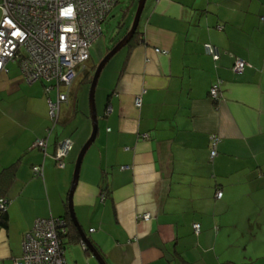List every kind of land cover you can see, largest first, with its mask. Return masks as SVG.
<instances>
[{"label": "crops", "instance_id": "crops-1", "mask_svg": "<svg viewBox=\"0 0 264 264\" xmlns=\"http://www.w3.org/2000/svg\"><path fill=\"white\" fill-rule=\"evenodd\" d=\"M262 16L264 0H147L138 43L123 49L117 79L100 95L95 141L72 195L77 222L106 264H264ZM207 44L218 49L217 60L205 53ZM238 60L247 63L241 74L233 71ZM5 69L0 196L11 203L0 264H14L37 219L68 211L75 160L88 136L73 135L78 105L85 111L75 83L54 127L49 101H57L56 91L25 81L16 63ZM216 82L217 104L209 97ZM50 129L45 156L35 144ZM212 135L221 139L214 160ZM65 139L73 146L60 168L53 155ZM36 166L43 177H34ZM147 213L149 222L138 219ZM83 251L94 258L87 264H99Z\"/></svg>", "mask_w": 264, "mask_h": 264}, {"label": "built area", "instance_id": "built-area-1", "mask_svg": "<svg viewBox=\"0 0 264 264\" xmlns=\"http://www.w3.org/2000/svg\"><path fill=\"white\" fill-rule=\"evenodd\" d=\"M120 0H3L0 22V73L6 72L9 62L17 63L22 77L28 83L51 84L46 93L56 91L57 101H49L50 119L54 126L60 119L61 106L68 102L78 70L84 71L90 61V48L102 35V24ZM264 23V17L261 18ZM205 53L214 60L219 51L212 45L204 46ZM160 53V50H156ZM166 54V52H163ZM246 62L238 60L233 68L243 73ZM220 82L209 91L211 100H220ZM142 96L135 99V107H142ZM112 111L107 108V114ZM50 134V130L48 131ZM221 139L210 138L211 160L217 157ZM36 147L47 156V139L36 142ZM70 139L62 141L53 155L60 168L72 150ZM127 167H123L125 169ZM37 177H43V167H33ZM222 198V192L217 193ZM8 199L0 200V213L6 210ZM138 219L149 222L150 214H140ZM94 230H91L93 232ZM196 235L201 232L199 224L193 225ZM65 221L57 218L37 219L30 232L24 236L23 258L15 264H66L60 247V235L65 234ZM84 250L87 245L82 242Z\"/></svg>", "mask_w": 264, "mask_h": 264}, {"label": "rangeland", "instance_id": "rangeland-1", "mask_svg": "<svg viewBox=\"0 0 264 264\" xmlns=\"http://www.w3.org/2000/svg\"><path fill=\"white\" fill-rule=\"evenodd\" d=\"M132 1H134L135 4L132 5L131 4ZM138 3L139 0L120 1V3L113 9V11L108 15L105 22L102 24V35L95 43H93L92 47L90 48L91 59L90 62L86 65V69L84 70V72L83 71L80 72L78 70V78L76 79L75 84L73 86L74 96L77 94V99H79V102L81 100L83 101L85 106V111L80 110L78 105V112L75 115L74 121L75 120L80 121V127L79 130L74 131L73 135L77 134L76 132H78L79 134L81 133L86 134V136H88L86 143L90 139L93 131V121L91 118L90 102H89L90 86L85 84L81 86L80 84L84 79V76H86L87 73L89 72L90 66L99 65L101 61L106 57L108 52L115 46L118 40L124 35L127 28L133 24ZM122 24L123 26L122 28H120V25ZM122 51H120L108 63V65L101 73L95 93L96 107L99 104L100 95H102L104 88L110 85L114 79H117V71L119 67H121V59H123L124 57V52ZM70 110L71 109L67 111L68 114ZM77 160H78V156L75 160V163ZM65 256L70 263H74L76 261L78 262V264H87L88 259L89 260L94 259L92 257L88 258L85 256L84 251L80 244H70L69 246H67L65 251ZM92 262H95V260H93Z\"/></svg>", "mask_w": 264, "mask_h": 264}, {"label": "water", "instance_id": "water-1", "mask_svg": "<svg viewBox=\"0 0 264 264\" xmlns=\"http://www.w3.org/2000/svg\"><path fill=\"white\" fill-rule=\"evenodd\" d=\"M147 0H139L138 3V7H137V11L134 17V21L132 24V27L130 29V31L127 33V35L106 55V57L101 61V63L98 65L93 79H92V83L90 85V90H89V102H90V111H91V118L93 121V134L91 136V138L89 139V141L85 144V146L83 147L78 160L76 162V167H75V173H74V178H73V185H72V189L70 191V195H69V212H70V216L71 219L74 223V225L76 226V228L79 231V234L81 236V238L85 241L88 249L90 250V252L93 254V256L96 258V260L99 262V264H106L105 261L102 259V257L99 255V253L94 249V247L91 245V243L89 242V240L87 239L86 235L84 234V232L82 231L79 223L77 222L74 210H73V206H72V195L75 191L76 188V184L78 182V178H79V172H80V167H81V163L82 160L86 154V152L88 151V149L91 147V145L93 144V142L95 141V137H96V133H97V129H98V125H97V115H96V106H95V93H96V88L98 85V81L99 78L101 76V73L103 72V70L105 69V67L108 65V63L120 52L122 51L131 41V39L134 37L138 27H139V23L143 14V11L145 9V5H146Z\"/></svg>", "mask_w": 264, "mask_h": 264}, {"label": "trees", "instance_id": "trees-1", "mask_svg": "<svg viewBox=\"0 0 264 264\" xmlns=\"http://www.w3.org/2000/svg\"><path fill=\"white\" fill-rule=\"evenodd\" d=\"M121 1V0H120ZM120 1H119V3H120ZM118 3V4H119ZM117 4V5H118ZM131 4L133 5V4H135V2L134 1H132L131 2ZM116 5V6H117ZM137 5V4H136ZM115 6V7H116ZM129 9V8H128ZM128 9H127V11H128ZM113 11V10H112ZM111 11V12H112ZM126 11V12H127ZM108 17V16H107ZM262 17H264V16H262ZM261 17V18H262ZM261 18H260V20H261ZM107 19V18H106ZM105 22V21H104ZM262 22V21H261ZM263 23V22H262ZM264 24V23H263ZM122 26H123V24L122 25H120V28H122ZM131 27H132V25H130L128 28H127V30H126V32L124 33V35L118 40V42L115 44V46L127 35V33L130 31V29H131ZM139 35H140V32H139V28L137 29V31H136V33H135V35H134V37L131 39V41L129 42V44L126 46V47H130V46H132V45H134V44H137L138 43V37H139ZM137 40V41H136ZM207 45H209V44H207ZM114 46V47H115ZM113 47V48H114ZM112 48V49H113ZM111 49V50H112ZM110 50V51H111ZM109 51V52H110ZM108 52V53H109ZM90 62V61H89ZM88 62V63H89ZM17 64V63H16ZM19 67V66H18ZM97 67H98V65H92V66H90V70H89V72L87 73V75L86 76H84V79L82 80V82H81V86L83 85V84H85V85H91V83H92V79H93V76H94V73H95V71H96V69H97ZM246 67H247V63H246ZM246 67H245V69H246ZM20 69V68H19ZM245 71V70H244ZM243 71V72H244ZM80 72H82V71H80ZM84 72V71H83ZM20 73H21V70H20ZM22 75V74H21ZM38 82H40V81H38ZM36 83V82H35ZM43 84H44V86H45V88L48 86H51V84H49V83H45V82H42ZM217 83V82H216ZM215 83V84H216ZM213 87V86H212ZM211 87V88H212ZM210 88V89H211ZM55 91V90H54ZM210 91V90H209ZM71 95V92L70 93H68V102L67 103H69L70 102V96ZM210 97V96H209ZM211 99V98H210ZM213 101V100H212ZM215 104H217L218 102H216V101H213ZM67 103H63L62 104V106H64V104H67ZM61 113V112H60ZM59 122H60V119H59V121H58V123H57V125L59 124ZM55 127V126H54ZM51 129H50V134H51ZM50 134L49 133H47V136L45 137V138H43V139H47V142H48V139H49V137H50ZM42 151V150H41ZM43 152V151H42ZM44 153V152H43ZM45 155V154H44ZM33 174H34V172H33ZM34 177H37V176H35V174H34ZM37 178H39V177H37ZM103 191H102V196H104L105 198H107V196H109V191H108V189H106V188H104V189H102ZM218 192H220V191H218ZM217 192V193H218ZM222 196H223V193H222ZM0 197H2V196H0ZM217 197V196H216ZM1 199H8V198H6V197H2V198H0V200ZM8 200H10V199H8ZM7 208H8V206L6 207V210L5 211H3V212H1L0 213V229H6V228H8V216H7ZM57 219H59V220H64L65 221V230H66V233L65 234H62V235H60V237H59V239H60V247H61V250L63 251V253H64V255H65V251H66V247L67 246H69L70 244H80V245H82V242H85L82 238H81V236H80V234H79V231L77 230V228L75 227V225H74V223H73V221H72V219H71V216H70V212H69V209H68V211L66 212V214L63 216V217H60V218H57ZM34 226V225H33ZM30 232V231H29ZM27 234V233H26ZM25 234V235H26ZM65 240H67V241H65ZM95 249V248H94ZM87 252H89V249H88V247H87V250H86ZM90 253V252H89ZM23 258V254H22V256H21V258L20 259H18L17 261H20L21 259ZM15 264V263H14Z\"/></svg>", "mask_w": 264, "mask_h": 264}]
</instances>
